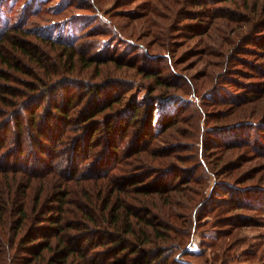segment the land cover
Segmentation results:
<instances>
[{
  "label": "trees",
  "instance_id": "1",
  "mask_svg": "<svg viewBox=\"0 0 264 264\" xmlns=\"http://www.w3.org/2000/svg\"><path fill=\"white\" fill-rule=\"evenodd\" d=\"M2 1L0 0V2ZM18 1L20 0H14V2ZM49 1L51 0H29L28 6L32 8L30 14L39 15L40 11L46 9L44 7ZM93 1V5L98 6L102 2V0ZM212 2L211 0H201V5L204 6L203 10L184 12H187L186 18L196 19V23L187 22L184 27L189 29L192 36L198 35L199 41L205 44L204 56L219 54L220 57H223V60H217V64L215 63V67L222 65L221 75L218 72V78L222 79V83L220 82L219 88L216 85L210 88L213 93L217 90L221 92H218L219 95L216 94L217 97L209 96L208 100H205L204 97L206 93L201 94L203 105L206 106L204 108L205 118L213 117L217 123L216 126L209 124L213 127L211 129L206 127L204 129L203 126V130H201L200 117L198 116V114L202 115L203 110L199 112L193 100L198 99L200 86L203 88L206 85L209 86L215 77L214 71L206 74L202 84L198 83L197 74L192 77L179 74L182 79L161 78L159 75L161 70L152 65L138 64V58H130L136 53L135 48L137 47L142 53L146 50L145 55L148 57H164L168 60L171 55L175 59L179 45H173L171 38L174 37V33L183 29L179 24L183 21L179 14L183 13L182 8L185 0H154L148 4V12L143 14L152 17V19L165 16L166 21L164 22L150 21L151 25L154 23L155 27H159L157 30L153 29L151 36L170 55L168 53L147 54L148 49L143 44L126 40L124 55L119 48L95 53L96 46L92 42L88 43L87 37L105 33V30L98 28L90 30L81 40L74 41L66 39L64 36L55 37L39 29L25 27L22 21L17 24L8 22L1 26L0 104L2 102L3 106H0V128L15 120L17 127L15 129L19 133V137L25 132H30L29 125H34L39 112L36 110L29 116L28 121L32 123L28 124V129L25 130L24 122L20 117L23 109H16L20 102L25 100V93L30 96L38 95L41 100L49 98L50 94L62 93L65 95L67 93L68 95L64 98L66 99L65 104L55 105L53 109L49 108V110H55V115L69 118V108L75 101L72 86L82 89L77 92V95L83 92L89 94L90 99L87 103L96 107V110L88 113L86 110L84 111V123L92 125L88 134L79 128L78 130L81 131L78 134H72V138L67 140L71 142L62 140L64 149L62 156L54 155L56 152L54 145L60 142L58 135L65 134L69 130H66L68 129L66 125V129L62 130L58 124L59 120H50L52 122H47L50 128H47L48 136H50L51 130H55V136L51 138L50 146L44 150L46 155H50L48 160L42 156L41 158L33 156L34 158L30 159L31 155H29L26 156L27 165L22 163H17L21 166L12 163L11 165H6L8 163L1 165L3 163L0 162V264H11V261L16 259V254H12L11 249H17L18 245L27 252L26 256L21 258V264H190L189 260H185L183 257L190 251L187 248L181 249L184 247L185 240L180 233L185 230H177L178 226L175 225L179 224L181 228L185 229L188 224L192 225L191 220L182 218L184 215L176 213L175 209L177 207L190 209V200H197L201 191L204 190V184L208 178L201 180L200 177L198 179L194 176L199 165H203L207 171L211 170L213 174L217 175V181H220L219 170L221 168L226 171L227 175V178L223 179L240 185L246 178L243 174L234 172L237 164L226 163L221 167L220 163L228 159L232 150L244 146L249 147L247 149H251L250 146H252L251 151L255 152L262 150L263 152H258L260 155L264 153V134L261 132L264 131V64L259 66L256 62L255 65L250 66L247 64L248 62H244L253 71L249 77L256 80L243 82L235 76L227 74L226 71H230L232 68L227 59L230 55L228 51L235 45V38H230L231 40L227 42L228 48L222 52L215 53L211 47H208L206 41L208 38L225 39L226 31L219 27L222 24L219 23L220 19L228 17L220 11V7L209 8L208 4ZM75 4L79 8H93L91 0H63L62 5L50 7L47 10L55 11L56 15H61L69 6ZM160 5L161 9L163 8L165 11V15L160 11ZM172 14H176V16L172 17ZM205 17H209L210 20L207 21ZM204 22H206L205 25H203ZM239 36L238 33L237 37ZM201 37L203 38L201 39ZM84 38L87 40L84 41ZM115 38L119 39V36H115ZM225 43L224 41L223 48ZM131 44H133L132 47ZM259 45L261 50L253 53L257 57L264 58V46ZM102 49L106 51L109 48L103 45ZM247 52H251V50L247 48ZM130 54L131 56H129ZM175 61L176 63L183 61L180 54ZM109 62H113L119 70L124 67L139 70V73L145 78H153L156 81L147 97L153 102L151 106H148V112L142 118L143 122L140 126L138 123L142 119L138 110H136V116L128 123L121 124L120 129H116V124L112 121L104 123L101 128L94 125L96 116L101 110L100 98H97L101 96V82L91 80L88 73L95 67L97 69L95 73L100 75L99 69ZM223 70L224 72H222ZM81 72L85 77L79 76ZM124 73L126 72L124 71ZM229 73L234 72L231 70ZM235 73L241 76L243 71L238 69L235 70ZM22 74L32 79L21 78ZM12 79H18L28 85L27 90L21 92V98L12 97L9 100L4 96V93L16 89L15 86L8 83ZM187 80L195 85L196 91L194 90V93L191 94V98L181 102L177 111L163 114L160 117L158 129L152 130L153 113L157 108V101L174 95L175 93L167 90L171 87L186 91L185 89L190 87ZM223 83L235 85L237 89L241 88L242 90L233 92V90L225 89ZM158 86L165 87L166 90L159 89ZM65 89L67 92H62ZM222 89H225L224 93ZM12 94L16 96L17 93ZM82 98H85L84 94ZM218 105H225L224 109L211 114L210 108L212 106L219 107ZM188 110H192L191 115ZM260 115L263 116L259 123L251 122L252 125H248L247 131L241 124L243 122H239L241 125H229V123L240 121L245 116V120L253 117L251 121H256L255 117H260ZM222 118L230 119L227 120L228 122L225 120V123L218 121ZM36 124L41 125L39 122ZM183 125H187L189 128L183 129ZM233 125L236 127L231 128ZM254 127L260 128V130L257 132ZM252 128L254 131H251ZM134 129L137 131L135 132ZM9 130V126L0 129V151L6 145ZM125 137H131L133 144L130 149L121 153L119 150L121 145L117 143L118 139L123 140ZM102 138H106L105 147ZM158 143L160 146L156 157L159 159L157 164L151 168L153 172H143V176L141 174L130 175L129 173L136 168L133 163L144 159L146 155L150 156L152 148ZM99 145H103V149H98L96 153L95 148ZM15 149L18 151L20 149L19 152L24 151L23 148L17 149L14 146L10 147L8 151ZM82 151H84L83 154L79 155ZM184 151H187V154ZM74 157L79 158L74 162ZM118 168L121 170L118 174H114L113 171ZM260 171L257 179L260 182L250 183L255 185L247 186V200L244 194L241 195L240 192L237 193L238 190H233V187L237 188L238 185L226 183L230 186V188L227 186L228 193L221 195L220 199L222 200L212 198L213 202L206 210L211 216L208 221L219 226L228 224L247 225V227L264 225V222L254 223L250 216H247V221L242 220L245 218H242L240 213L234 212L246 206L247 209L261 207L264 210V166ZM156 174L167 175L164 179L158 176L152 180ZM198 175L200 176V174ZM190 181L198 183L197 189L190 188V186L179 188L180 183L189 184ZM155 183L159 186H151ZM32 192H34L33 202L31 201ZM179 193L180 195H178ZM160 199L163 206H156ZM166 206H169L168 210ZM155 207H159V209L156 210ZM194 215L201 219V213ZM236 217L240 218L236 220ZM40 221H47L49 228L39 234H34L32 232L33 224ZM13 224L16 229L15 234H11L10 231L14 229ZM220 234L223 235L224 230ZM233 241L238 242L240 238L235 236ZM262 249L264 251V247Z\"/></svg>",
  "mask_w": 264,
  "mask_h": 264
},
{
  "label": "rangeland",
  "instance_id": "2",
  "mask_svg": "<svg viewBox=\"0 0 264 264\" xmlns=\"http://www.w3.org/2000/svg\"><path fill=\"white\" fill-rule=\"evenodd\" d=\"M153 1L154 0H102V2L100 1L101 5L98 6L93 5L94 1L91 0V4L93 5L92 9L79 8L75 4L69 6L63 14L56 15L54 13L55 11H50L47 9L50 7L54 8L60 4L62 5L63 0H51L44 7L46 9L40 11L39 15H31L33 13L30 14V9L32 8L28 6L29 0H20L18 2H14V0H3L2 2H0V28L8 22L11 24H17L21 23L22 21L25 27L36 28L46 33H50L55 37L64 36V38L72 39L74 41L81 40L83 36L85 37V35L89 33L90 30H95L96 28H98L101 30H105V33L97 34L95 35V37H87L88 43L92 42L95 44V53L108 52V50L113 51L116 48H119L122 55H124V46H126L125 44H127L126 41H132L133 43L135 42L138 44H143L145 48L148 49L147 54L150 53V55H162L168 53L170 55V53L162 49L163 47L155 41L154 37L151 36L153 29H159V27H155L153 24L158 23V20L160 22L166 21L165 16H158L157 19H152V17L143 15L145 12H148V4ZM211 1L213 2L208 4L209 8L220 7V11L228 17L227 19H220L219 23H222L219 27H222V29H225L226 31L224 35L225 39L208 38L206 39L208 47H211V50L215 51V53H219L222 52V50L228 48L229 44H227V42H229V40L235 38V45L230 49V51H228L230 55L227 57L229 66L232 67L230 71L233 70L234 73H229V70L226 72L230 76H235V78L243 82H248L247 80H253V77H249V74L253 72L250 66L255 65L256 62L259 66H262L264 64V58H260L259 56L257 57V55H254L253 53L254 51L257 52L258 50H261L259 44L264 46V0ZM203 7L204 6L201 5V0H185V4L182 8L183 13L182 15L179 14V16L183 20L182 23L179 22V24H181L180 26L183 27V29H181L179 32L176 31L178 33H174V37L171 38V41L173 45H179L178 54H176L175 59L177 60L180 54L183 60L180 61V63H178V61L176 63L174 57H172L171 55L170 57H168V60H166L164 57H148L147 55H145L146 50H144V52L142 53V51H139L137 47L135 48L136 53L132 56L131 54L129 55L131 56L130 58H138V64L146 66L152 65L156 67V69L161 70V72L159 73L161 78L178 79L180 78L179 74H183L186 76L190 75L191 77L192 75L194 76L197 74V78L199 80L198 83L202 84V81L204 80V78H206V74L214 71L215 77L209 83V86L206 85L205 88L200 86V88L198 89L200 91V95L198 94V99L193 100V102L195 101L197 110L199 112H202L203 110L202 115L198 114V116L200 117L199 123L201 130H203V126L204 129L205 127L211 129L213 127L210 125L213 124L216 126L217 123L216 121H214L213 117L205 118L204 108H206V106L204 107L203 105L201 94L203 93L204 95V93H206L204 97L205 100H208L211 96L217 97V95H219V93L221 92L217 90L215 91V93H213L210 91V88H213V86L215 85L219 88L220 82L222 83V79L219 80L218 78V72L221 71L220 68L222 65L215 67V63L217 64V60H223V57H220L219 54L204 56L203 51L205 50V44L199 41L200 37L198 35L192 36L189 29H186V27H184L185 23L187 22L196 23V19L186 18L185 16L187 12H184L193 10L200 11L203 10ZM159 8L163 15H165L166 13L163 8L161 9V5L159 6ZM171 16L175 17L176 14H172ZM205 18L207 21L210 20L208 19L209 17ZM150 21L154 23H152L151 25ZM205 24L206 22H204L203 25ZM212 26L214 25L212 24ZM238 33L240 34L239 37H237ZM115 36H119V39L115 38ZM202 38L203 37H201V39ZM85 40L87 39L84 38V41ZM224 41L226 43L225 47L223 48L222 45H224ZM103 45L108 46L109 49H106L105 51L104 49H102ZM132 46L133 44H131V47ZM247 48L251 50V52H247ZM244 62H248L247 64H250V66L247 67ZM173 66L175 67L174 69ZM238 69L243 71V74L241 76L235 73V70ZM96 70L97 69L93 67L88 73V76L90 75L89 78L91 80H93L94 82H101V96L97 97L98 99L100 98L99 102L101 104V110H99V113L96 116V122L94 123V125L96 124L101 128L104 123L107 124V122L112 121L116 124V129H120L121 124L128 123L130 119L136 116V110H138V112L140 113L138 114L140 115L141 119L146 116L148 112V106H151L153 102L152 99L147 98L151 87H153L156 83L153 78H145L141 73H139V70H135L133 68L128 69V67H124V69L119 70L115 67V64L113 62L102 65V67L98 71L100 75L95 73ZM123 70L126 73H124ZM222 72H224V70ZM82 74L83 72H81L79 76L85 77V75ZM219 74L221 75V72ZM20 77L27 80L32 79L31 77L23 74L20 75ZM187 82L188 84H190V87L185 89L186 91L171 87L167 90H170L173 94H175L170 95L171 97L163 98L159 102L157 101V108L153 113L154 118L153 127L151 128L152 130L158 129L160 117L163 114L169 111L176 110L177 107L182 104L181 102H184V100H187V98H191V94H193L194 90L196 91V89L195 85H193L192 82H189L188 80ZM8 83L16 87V89H14L13 91L4 93V96L9 98V100H11L12 97L21 98V92H23V90H27L28 83H23L18 79L9 80ZM223 84H225V89L227 88L228 90H233V92H235L234 90H242L241 88L237 89L235 85H229L227 83ZM71 88L72 90H74L73 94L75 96V101L69 108V118L61 117L58 114L55 115V110H49V108L53 109L55 105L65 104L66 99L64 98H66L65 96L68 95L66 93V89L62 91L66 93L65 95L62 93H54L50 94L49 98H45L42 100L41 97H38V95L30 96L26 93L24 94L25 100L23 102H20L19 106H17L16 109H23H21L23 112L20 117L24 122L25 130L28 129L27 125L32 123L28 121L29 116L35 113L36 110L39 113L37 114L34 125H29V127L31 128L29 129L30 132H25L20 137L19 133L16 132L17 129H15L17 128L15 120H12L11 123H7L0 128L2 129L6 126H9L10 129L8 131L6 145L0 151V162L3 163L1 165H4L5 163H8L6 165H11V163L17 166H21L17 163L27 165L28 161L26 160V156L29 155H31L30 159H33L34 157L41 158L42 156L48 160L50 158V155H46L44 153V150L50 146V144L52 143L51 138L55 136V130H51V134L50 136H48L49 131L47 128L49 127L47 122H52L50 120H59V127L64 130L67 126L68 129L66 130H69V132L66 131L65 134L58 135V137L60 138V142L54 145V147L56 148V152L54 153V155L57 154L58 156H62V152H64L62 140L66 142L68 139L72 138V134H78L81 130L88 134L92 125H87L84 123L83 114L85 110L87 111V113L96 110V107H92L89 103H87L90 99L89 94L83 92L78 93L77 95V92L82 89L74 88L72 86ZM157 88L166 90L165 87L158 86ZM225 89H222L223 93ZM12 93L17 94L16 96H13L15 94ZM83 94L85 98H82ZM2 104L3 103L1 102L0 106ZM218 106L219 107L212 106L210 108L211 114L218 112V110H223L225 105ZM189 112L191 115L192 110ZM262 116L263 115H260V117H255L257 119L256 121H251L253 117L252 119L247 118V120H245V116L242 117L240 121H230L232 123H229V125H236L239 124V122H243L241 124L247 131L248 125L251 124V122L259 123V120H261ZM229 119L227 118L228 121ZM225 120L226 119L222 118V120L218 121L224 122ZM227 120L225 122H228ZM37 122H39L41 125L38 126V124H36ZM142 122L143 119L138 123V126H140ZM218 124L224 125L222 123ZM233 126H231V128L236 127ZM79 128H81V130H78ZM184 128H189V126L183 125V129ZM254 128H252L251 131H254ZM255 129H257V132L260 130V128ZM134 130L135 132L137 131V129ZM261 132L264 134V131ZM103 134L107 135V133L105 132H103ZM227 134H225V136H227ZM101 140L103 141L105 147L106 138H102ZM67 142L71 141L69 140ZM119 143L121 145V148L119 150L122 153L124 150V152H126L128 149H130L133 141L131 137H125L123 140L118 139L117 144ZM196 144L199 143L196 142ZM12 146L17 149L23 148L24 151L19 152L20 149L19 151L15 149L9 152L8 150ZM159 146L160 144L158 143L152 148L150 156L146 155L144 159L137 160L135 163H133L135 164L136 168L129 174L132 176L141 174V176H143L144 173L153 172L151 168H153V166L157 164V160L159 159V157H156ZM247 148L249 147L244 146L238 149H234L232 150V152L228 151L232 154L228 156L227 160H224L223 163H220L221 167L226 163L237 164L234 172L236 174H243L246 178L244 182L239 185L237 183L228 182L226 179H223L227 178V175L226 171L222 170L221 168L219 170L220 181H217V175L213 174L211 170H208V172L206 167H204L203 165H199L198 169L194 173V176H196V178L200 177L201 180H207L208 178L206 184H204V190L201 191L197 200H190V209L186 210L179 207L175 209L176 213L184 215L182 218L191 220L192 225L188 224L185 229H183V227L181 228L179 224L175 225L176 227L178 226L177 230H185V232L180 233L185 240V244L183 245L184 247H181V249L185 250L187 248L190 251L188 254L186 253L183 256L185 260H189L190 264H264V251L262 249L264 247V244H262L264 242V225H257L255 227H247V225L233 226L231 224L221 226L213 225L212 222L208 221L211 219V216L208 215L206 211L209 205H211L213 202L212 198H218L219 200H222L220 198L223 196V194L228 193V187L230 188V186L226 183H233V185H238L239 187H233V190H238L237 193L240 192L241 195L244 194L245 199L247 200V186L255 185L250 183L260 182H258L257 179L261 172L260 170L264 166V153L260 155L258 153L260 151H251V149L253 148L252 146H250L251 149ZM98 149H103V145H99L95 148L96 153ZM26 152H28L27 155ZM83 152L84 151H82L79 155H82ZM261 152L263 151L261 150ZM184 153L187 154V151H184ZM198 157L200 158L199 155ZM78 158L79 157H74V162ZM120 170L121 168H118L116 171H113V173L118 174ZM159 172L161 173V171ZM198 174H200V176ZM166 175L167 174H156L153 176L152 180L158 178V176L164 179ZM189 184L180 183L179 188L190 186V188L194 187V189H197L196 186L198 183L190 181ZM154 185H157V183L151 186ZM242 187L244 188V190ZM211 189L213 190L211 191ZM182 194L183 193L181 192V195ZM178 195H180V193ZM33 196L34 192H32L31 194L32 202ZM184 200L185 202H187L186 199ZM158 202L159 204L157 203L158 205L156 206H163L161 199ZM200 202L203 203L200 204ZM199 204L200 206L198 207ZM168 208L169 206H166L167 210ZM155 209L158 210L159 207H155ZM161 210L162 209L160 208V211ZM234 212L240 213L243 216L242 218H245L242 220L247 221V216H250L254 223L264 222V210L261 207L258 209H247L246 206L245 208L235 210ZM198 213H201V219L195 217L194 214L198 215ZM237 218L240 217H236V220H238ZM33 226L34 230L32 229L33 231H31L34 234H39L40 232L46 231V229L49 228L47 221L35 222ZM222 230H224L223 235L220 234ZM10 231L11 234H15V225L14 229H11ZM174 232L172 233L177 234ZM20 233L22 232L20 231ZM235 236L240 238V241L234 242L233 237ZM11 251L12 254H16V259L12 260L11 264H21V258H23V256H26L25 254H27V252L24 251L23 247H21L20 245L17 246V249H11Z\"/></svg>",
  "mask_w": 264,
  "mask_h": 264
}]
</instances>
